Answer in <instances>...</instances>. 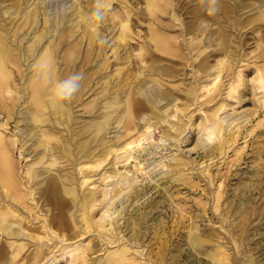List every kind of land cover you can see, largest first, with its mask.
Masks as SVG:
<instances>
[{
  "label": "rangeland",
  "instance_id": "1",
  "mask_svg": "<svg viewBox=\"0 0 264 264\" xmlns=\"http://www.w3.org/2000/svg\"><path fill=\"white\" fill-rule=\"evenodd\" d=\"M219 7L0 0V264H264V0Z\"/></svg>",
  "mask_w": 264,
  "mask_h": 264
},
{
  "label": "bare ground",
  "instance_id": "2",
  "mask_svg": "<svg viewBox=\"0 0 264 264\" xmlns=\"http://www.w3.org/2000/svg\"><path fill=\"white\" fill-rule=\"evenodd\" d=\"M19 11V10H18ZM25 15V14H24ZM5 35V34H4ZM18 35V34H17ZM13 37V36H12ZM0 45H2V47H0V50L2 51V54L4 56L7 55V49L5 47H3V41L1 39V33H0ZM8 45V44H7ZM62 48V47H61ZM32 49V48H31ZM194 57V56H193ZM46 64V63H44ZM46 69V68H44ZM56 81V80H55ZM1 85V84H0ZM106 90V89H105ZM153 91V90H152ZM117 92V91H116ZM112 95V94H111ZM174 99V98H172ZM112 102V101H111ZM115 102H112V103H108L107 105V115L106 117L104 118L103 121H100L98 123H96L94 126H93V130H94V135L96 136L98 133H100L106 126V123H107V119L110 117V112H112L113 109H115V105L113 104ZM119 103V102H118ZM181 103V102H180ZM120 104V103H119ZM117 106V104H116ZM57 107V106H55ZM59 107V105H58ZM14 108V107H13ZM62 108V107H61ZM158 110V109H157ZM182 111V110H181ZM119 112V111H118ZM165 112V111H164ZM121 114V113H120ZM167 114V112H166ZM173 115V114H172ZM68 116V115H67ZM105 116V115H104ZM103 116V117H104ZM163 117V116H162ZM166 120V119H165ZM178 120V119H177ZM164 121V120H163ZM217 124V123H216ZM179 126V125H178ZM72 128V127H71ZM108 130V129H107ZM60 131V130H59ZM36 132V130H35ZM80 133V132H79ZM212 132L210 131V134ZM39 134V133H38ZM152 134V133H151ZM209 134V135H210ZM92 135V133H91ZM141 135V134H139ZM138 135V136H139ZM207 136V135H206ZM211 137V135L209 136ZM135 137L133 138H130L126 141V144L128 145H132L133 142L135 141L134 140ZM213 138V137H212ZM225 138V137H224ZM74 139V138H73ZM85 139V138H84ZM87 140V139H86ZM142 141V140H141ZM81 143V142H80ZM79 143V144H80ZM125 144V145H126ZM135 144V143H134ZM81 145V144H80ZM95 145V144H94ZM80 147V146H79ZM133 147V146H132ZM225 147V146H224ZM82 146L79 148L81 149ZM83 149V148H82ZM123 149V148H121ZM62 150V149H61ZM220 150V149H219ZM218 150V151H219ZM222 150V149H221ZM225 150V149H224ZM123 151V150H122ZM85 155V154H84ZM99 157V156H98ZM96 158V157H95ZM88 162V161H87ZM70 165V164H69ZM99 166V165H98ZM101 166V165H100ZM12 167H13V159H12V156H11V153H10V149L8 147V145L4 142L3 138L0 137V180H1V183L2 185L6 188V190H12L13 192L16 191L18 193V186H17V182L15 180V177L12 173ZM83 167V166H82ZM34 173V172H33ZM181 173V172H180ZM32 174V173H31ZM47 174V173H46ZM177 175V174H176ZM107 178V177H106ZM4 190V189H3ZM50 190H51V193H53L55 196L59 195V189L57 187V185L55 184V182H50ZM92 192V191H91ZM118 192V191H117ZM104 193V192H103ZM95 194V193H94ZM93 194V195H94ZM88 196V195H87ZM91 196V195H90ZM89 196V197H90ZM113 196V195H112ZM115 196V195H114ZM10 197V196H9ZM93 198V197H92ZM98 198V196H97ZM104 198V197H103ZM88 199V198H87ZM85 198V200H87ZM91 199V197L89 198ZM88 199V200H89ZM84 200V201H85ZM88 200L86 202H88ZM105 200V199H103ZM90 202V201H89ZM1 203V202H0ZM93 204V203H92ZM98 204V203H97ZM94 207V206H92ZM106 207V206H105ZM80 212V211H79ZM86 225V224H85ZM89 226V225H88ZM91 227V226H90ZM93 228V227H92ZM49 229V228H48ZM96 229V228H95ZM10 234V233H9ZM11 235V234H10ZM37 235V234H36ZM23 236V235H22ZM42 237V236H41ZM40 240V239H39ZM81 241V240H80ZM63 243V242H62ZM63 245V244H62ZM82 245V244H81ZM77 248V246H76ZM75 248V249H76ZM81 249V247H79ZM119 249V248H118ZM117 251V250H116ZM121 251V250H119ZM99 252V251H98ZM122 253V252H121ZM114 257H116L114 255ZM110 259V258H109ZM122 259H119V258H115L113 260H110L108 262V264H118L119 262H121Z\"/></svg>",
  "mask_w": 264,
  "mask_h": 264
},
{
  "label": "clouds",
  "instance_id": "3",
  "mask_svg": "<svg viewBox=\"0 0 264 264\" xmlns=\"http://www.w3.org/2000/svg\"><path fill=\"white\" fill-rule=\"evenodd\" d=\"M202 6L205 9V12L208 16H214L220 10V0H201ZM95 15V13H93ZM202 24H207V21H202ZM103 43V41H101ZM34 68H47L48 65H33ZM84 79V73L82 72H74L68 75L63 80H58L53 89L52 94L50 96V103L53 107L55 106H64L67 103H70L77 92L81 87V81Z\"/></svg>",
  "mask_w": 264,
  "mask_h": 264
}]
</instances>
